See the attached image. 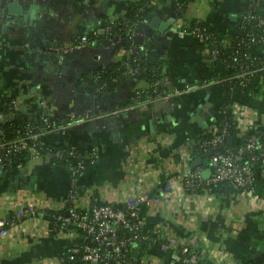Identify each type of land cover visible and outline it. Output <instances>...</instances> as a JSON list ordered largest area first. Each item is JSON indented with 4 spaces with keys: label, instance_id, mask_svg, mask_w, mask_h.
I'll return each mask as SVG.
<instances>
[{
    "label": "crops",
    "instance_id": "0c3cea01",
    "mask_svg": "<svg viewBox=\"0 0 264 264\" xmlns=\"http://www.w3.org/2000/svg\"><path fill=\"white\" fill-rule=\"evenodd\" d=\"M138 1L0 0V91L24 109L45 102L57 116L76 115L66 130L47 132L46 141L96 151L95 162L78 176L46 155L0 168V218L8 227L0 237V264H68V251L82 240L81 229L76 224L53 228L42 211L88 208L95 198L121 203L145 191L152 196L145 220L162 239L181 244L197 236L198 252L208 264H264V196L230 186L211 195L187 192L180 182L169 183L167 171L169 165L172 174L187 168L179 149L211 128L214 115L206 118L204 112H216L227 99L241 105L243 122L264 129V79L256 94L210 79L208 44L182 31L202 21L231 33L250 2L147 0L132 43L121 33L81 40L126 17ZM250 51L264 55V45L253 44ZM138 54L159 66L164 92L151 102L129 100L137 88L149 86L137 73L101 93L90 92L81 78ZM198 156L209 169L208 158ZM28 206L38 213L19 216ZM133 264L186 263L179 248L151 243L133 252Z\"/></svg>",
    "mask_w": 264,
    "mask_h": 264
},
{
    "label": "built area",
    "instance_id": "2783aa9c",
    "mask_svg": "<svg viewBox=\"0 0 264 264\" xmlns=\"http://www.w3.org/2000/svg\"><path fill=\"white\" fill-rule=\"evenodd\" d=\"M245 17L249 21L251 32L248 39L251 45L264 43V17L257 14H249ZM255 20L254 22H252ZM111 22L104 24L99 30H94L90 36H81L82 41L96 40L103 36H112ZM134 27H131V33ZM256 29V30H255ZM182 31L202 37L201 35L210 36L198 28ZM250 45V46H251ZM219 49L214 48L212 53L214 57L218 54ZM258 54V53H255ZM260 55V54H259ZM243 69L238 74L242 78L250 70ZM217 81H220L217 79ZM154 94L145 92L147 87L138 90L139 98L142 97L147 101H153L163 95V88L159 80L154 82ZM161 86V87H160ZM234 118L237 121L239 135H245V142L237 147H231L230 144L224 143L225 136L228 133L224 127L220 134H215L211 139L203 141L200 145L204 150L211 149L208 166L210 169L209 176H205V166H190V162L195 158V143L184 149H179V160L187 168L177 174H172L171 165L168 173L172 177L169 183L180 182L183 190L187 192L214 194L212 187L224 184L231 185L237 190H243L253 193L252 186L254 183V161L258 156H264V129L255 132L247 123L243 122L242 108L239 103L234 101L231 104ZM27 116L23 118V114ZM65 116V117H64ZM57 116L53 110L45 103L40 102L37 108L32 110L24 109L16 98L10 100V106L7 111L0 110V168H10L14 166V157L22 152H27L30 158L43 156L45 150L42 146L44 136L47 132L53 130L64 131L76 121L77 116L74 114ZM57 121L62 122L58 124ZM231 143V142H230ZM222 145V149L217 146ZM76 146V145H73ZM62 152L61 150H59ZM249 152L250 154H246ZM22 163L17 164V166ZM86 170L85 165L79 163L73 169L75 176L81 175ZM223 186V185H222ZM72 196L75 194L71 192ZM151 194L147 191L123 198L121 203H98L95 201L83 212L78 211L74 205L69 206L65 213L56 215L60 221L59 229L67 228L70 224H76L82 232V240L71 246L68 252L67 261L82 260L96 264H128L127 253L131 248L139 244L140 240L155 239L149 235L141 234L140 227L143 224L141 211L142 206L150 205ZM157 199V198H156ZM37 212L34 206H28L19 212V216L32 215ZM8 233L7 222L0 218V237ZM158 243L162 248L175 246L180 248L181 254L186 264H208L203 260L198 252V239L193 236L188 241L177 244L174 238L162 239Z\"/></svg>",
    "mask_w": 264,
    "mask_h": 264
},
{
    "label": "trees",
    "instance_id": "16d2710c",
    "mask_svg": "<svg viewBox=\"0 0 264 264\" xmlns=\"http://www.w3.org/2000/svg\"><path fill=\"white\" fill-rule=\"evenodd\" d=\"M185 2L186 0H180L181 4H184ZM249 2L250 4L248 6H243L241 8L240 17L248 16L249 14H257L264 17V0H249ZM146 14L147 0H139L133 7L129 8L126 17L111 22L113 24L111 35L113 36L117 33H121L128 43H132L133 40L130 28L135 27V25L141 19H143ZM254 21L255 20L252 22ZM249 26V21L243 17L238 20L234 31L228 34H224L220 32L215 26L202 21H195L190 26L183 27V29L192 30L198 28L200 31L206 32L208 35H210L209 37L205 35H201L202 37H199L203 39L209 47V58L212 66L210 79H218L221 82L239 88V90L244 93L256 94L261 90L262 81L264 79V55L255 54L250 51L251 44L248 39V34L251 32V29ZM103 37L105 38V36ZM262 45H264V43ZM214 48L219 49L218 54L215 57L212 53ZM242 67H245L250 71L239 79L238 74L243 69ZM132 73H137L138 75L146 77L149 81V86L145 92L154 94V82L158 80L157 74L159 73V66L155 63H150L145 54H138L127 61L120 60L115 63L101 66L98 69H93L87 73H84L81 78L86 83L90 92L101 93L114 89L119 83H121ZM140 89L143 88H137L130 95L131 98L129 97V100L133 98L142 99V97H138V90ZM11 99V95L0 91V110L7 111L9 109ZM232 103H234V100L227 99L217 108L211 128L206 129L194 141L196 142L194 145L196 153L209 159L211 149L215 148L212 147L209 150H204L200 144L203 141L211 139L215 134H220L224 127H226L228 130V133L224 139L225 144H230V146L234 148L245 142V135H239L240 130L237 126V121L234 118V114L231 109ZM22 114L23 118L27 116L26 113ZM57 122V125H59V123L62 124L60 121ZM254 131L259 132L257 130ZM230 139L232 141H230ZM44 140L45 141L43 142L42 146L45 152L43 155L50 157L52 160L66 164L73 176H75V174H73L72 171L79 163L85 165L87 169L96 160V151L93 147L77 145L73 146L72 144L65 143H50L46 141L45 136ZM222 147V145L217 146L219 149H222ZM246 154L248 155L250 153L246 152ZM28 158H30V156L27 152L18 154L14 157V166H17L19 163L23 164ZM205 164L208 166V162H205ZM253 169L255 178L252 191L258 196H264V156H258V158L254 161ZM222 185L224 184L222 183L220 185L213 186V191H221ZM227 186L237 190L231 185L227 184ZM98 203L104 202L99 201ZM67 209L68 208H65L59 211L44 210L42 212L48 217H51L52 227L58 229L60 221L56 218V215L65 213ZM77 210L83 212L85 208L77 207ZM36 213H38V211ZM145 214L146 205H143L141 215L144 219V222L141 224L139 232L141 234H147L153 237L155 241H151L148 238L140 240L139 244L131 248L127 253V260L129 262L128 264H133L134 251H142L148 244H158L161 242L158 233L153 229L152 223L146 222ZM71 225L73 224H70L69 226ZM67 262L68 264H92L91 262L82 260Z\"/></svg>",
    "mask_w": 264,
    "mask_h": 264
},
{
    "label": "water",
    "instance_id": "95a60500",
    "mask_svg": "<svg viewBox=\"0 0 264 264\" xmlns=\"http://www.w3.org/2000/svg\"><path fill=\"white\" fill-rule=\"evenodd\" d=\"M215 114V110H211V113L209 112V111H207V112H204V116L206 117V118H208V117H211L212 115H214ZM230 141H232L231 139H230ZM201 161H202V156H198V157H196L193 161H192V167H195V166H197V165H200L201 164ZM204 174L207 176L208 174H209V169H204ZM226 185H223L222 186V188H224V189H226ZM94 264H96V263H94Z\"/></svg>",
    "mask_w": 264,
    "mask_h": 264
},
{
    "label": "rangeland",
    "instance_id": "374dc122",
    "mask_svg": "<svg viewBox=\"0 0 264 264\" xmlns=\"http://www.w3.org/2000/svg\"><path fill=\"white\" fill-rule=\"evenodd\" d=\"M252 53H254V52H252Z\"/></svg>",
    "mask_w": 264,
    "mask_h": 264
}]
</instances>
